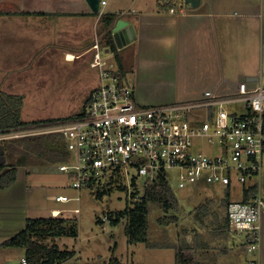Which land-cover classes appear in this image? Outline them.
Segmentation results:
<instances>
[{
  "label": "built area",
  "instance_id": "1",
  "mask_svg": "<svg viewBox=\"0 0 264 264\" xmlns=\"http://www.w3.org/2000/svg\"><path fill=\"white\" fill-rule=\"evenodd\" d=\"M106 4L101 0V7ZM184 8L174 7L170 12L184 13ZM93 49L90 65L98 71L99 84L80 117L12 130L0 140L60 136L68 157L59 164V172L67 176L72 190L96 192V198L112 187H122L126 201L131 202L143 196L149 182L163 178L170 183L169 169L180 171L179 188L203 179L223 184L228 190L237 185L243 189L256 186L254 197L245 201L242 196L231 202L226 215L230 228L245 235L247 264H262L264 194L256 178L264 164V87L249 88L241 83L234 95L206 91L191 102L143 104L118 66L105 58L114 54L111 49L98 41ZM54 200L80 201V195L74 199L58 195ZM65 211L52 214L56 217ZM74 211L80 214V209ZM21 263L28 264L26 257Z\"/></svg>",
  "mask_w": 264,
  "mask_h": 264
},
{
  "label": "crops",
  "instance_id": "2",
  "mask_svg": "<svg viewBox=\"0 0 264 264\" xmlns=\"http://www.w3.org/2000/svg\"><path fill=\"white\" fill-rule=\"evenodd\" d=\"M105 1L103 13L117 14L118 21L135 30L136 38L122 50L133 48L137 82L149 104L163 102L149 97L165 91L175 103L195 101L206 91L234 95L241 83L264 87V0H201L193 10L184 8V13L163 10L162 0ZM100 20L101 15H95L86 0H0V56L43 53L70 62L90 56L85 64L92 68L93 46L103 42L97 33L102 29ZM73 35L83 38L81 46L65 48L58 43ZM70 55L76 58L68 59ZM141 74L146 76L145 83L139 82ZM161 79L166 89L155 86ZM22 168L23 172L26 167ZM32 188L19 172L13 186L0 190V263L9 250L2 244L22 231L31 217L27 197ZM54 198L48 196L49 201ZM58 210L66 209H51L49 216ZM196 247L195 263L238 264L228 242L222 251L205 250L201 243ZM261 261L264 264V244Z\"/></svg>",
  "mask_w": 264,
  "mask_h": 264
},
{
  "label": "rangeland",
  "instance_id": "3",
  "mask_svg": "<svg viewBox=\"0 0 264 264\" xmlns=\"http://www.w3.org/2000/svg\"><path fill=\"white\" fill-rule=\"evenodd\" d=\"M175 2L178 10L182 7L188 8L184 0ZM109 8L110 6H107V9ZM97 33L104 40L102 29H98ZM58 43L65 48L79 47L83 43V38L76 35L67 36L58 40ZM118 50L119 57L126 65L125 81L134 88L138 102L149 104L148 99L141 96V92L145 89L137 82L133 48ZM34 55L0 56V94L8 93L24 97L22 120L25 122L67 119L82 114L91 92L99 84L98 71L85 64L86 61L91 60L90 56L70 62L59 56H42L43 53L39 56ZM105 58L117 65L114 54L109 53ZM145 77L141 74L139 82L145 83ZM154 84L159 89H166L163 79L157 80ZM165 92L151 95L149 100H163L154 104L173 103L171 96ZM234 109V106L229 108L230 111ZM201 147L207 149L206 144H202ZM58 166L59 164L33 160L25 168L27 172L25 170L22 172L23 168H20L19 172L20 178L27 179L29 186L33 187L27 197L29 216L46 217L50 215L51 209H66L62 213L63 216L78 220L77 238L57 239L61 249L66 248L76 252L74 258L62 264H107L113 257L118 258L123 264H176V251L173 246L187 243L197 249L196 246L201 243L205 246V250L222 251L227 242L230 247H234L236 262L247 264L249 256L246 250H243L246 243L245 235L235 229H227L225 225L227 207L224 199L231 192V202L241 200L243 196L241 186L237 185L232 190H228L223 184H209L203 179L196 184L179 188L180 171L169 169L170 184L180 204L179 211L170 212L169 216L176 214L179 220L171 225H162L159 218L166 213L156 204H151L149 239L150 244L156 247H148L143 243L129 244L125 233V222L114 226L108 219L104 220L109 212L121 211L127 207L126 195L122 190L111 192L103 199L96 198V192L88 190L76 192L69 187V179L59 172ZM256 180L264 194V164L261 176ZM51 195L53 197L66 195L73 199L80 195V201L58 203L54 199L48 200V196ZM203 205L208 208L207 214L199 209ZM75 209H80V214H76ZM197 215L200 217L197 218ZM263 230L262 228V245ZM24 257V249L9 248L7 259L0 264H22L21 259Z\"/></svg>",
  "mask_w": 264,
  "mask_h": 264
},
{
  "label": "trees",
  "instance_id": "4",
  "mask_svg": "<svg viewBox=\"0 0 264 264\" xmlns=\"http://www.w3.org/2000/svg\"><path fill=\"white\" fill-rule=\"evenodd\" d=\"M162 9L170 11L174 8L176 0H162ZM99 15L100 13H94ZM119 16L117 14L103 13L101 15L102 32L104 33L103 46H107L115 54V59L122 77H126L127 70L119 57L118 47L113 36V29L116 26ZM88 102V100H87ZM86 102V104H87ZM24 97L20 95L2 93L0 94V135L12 130L22 129L39 123L54 121H31L22 120V109ZM82 114L74 117H80ZM74 118H67L70 120ZM62 120V119H59ZM0 150L4 151L6 163L0 164V190H6L13 186L22 167H27L33 160L46 161L49 164H60L67 160L65 141L58 135H40L18 138L13 140H0ZM116 190H123L122 187H112L110 190L99 194L107 195ZM258 188L249 186L243 189L245 201L254 197ZM231 203L230 193L224 199L228 208ZM156 204L166 215L159 218L162 225L177 223L178 215L169 216L170 212H178L180 209L179 200L169 181L159 178L155 182L145 185L143 196L127 201V207L121 211H111L107 219L114 226L125 222V233L129 244L143 243L148 247H156L150 244L149 239V214L150 205ZM199 209L207 214L208 208L203 205ZM199 214V213H198ZM200 216L197 215V218ZM103 222V221H102ZM226 227L230 228L227 215L225 217ZM231 230V228H230ZM227 231H224L226 233ZM79 236L77 218L59 216L29 217L26 220L25 228L18 234L2 244L4 248L24 249L28 264H62L76 256L74 250L61 249L57 239L62 237L77 238ZM176 251V264H198L195 263V247L184 243L181 246H173ZM107 264H123L118 258L113 257Z\"/></svg>",
  "mask_w": 264,
  "mask_h": 264
},
{
  "label": "water",
  "instance_id": "5",
  "mask_svg": "<svg viewBox=\"0 0 264 264\" xmlns=\"http://www.w3.org/2000/svg\"><path fill=\"white\" fill-rule=\"evenodd\" d=\"M90 6L92 12L99 13L101 7V0H86ZM186 4L191 8H197L200 5L201 0H185ZM113 36L117 47L122 49L127 43H130L136 38L135 30L128 23L119 20L113 29ZM6 163V156L4 151L0 150V164Z\"/></svg>",
  "mask_w": 264,
  "mask_h": 264
},
{
  "label": "bare ground",
  "instance_id": "6",
  "mask_svg": "<svg viewBox=\"0 0 264 264\" xmlns=\"http://www.w3.org/2000/svg\"><path fill=\"white\" fill-rule=\"evenodd\" d=\"M74 56H72V55H70V56H68V59H71V60H74Z\"/></svg>",
  "mask_w": 264,
  "mask_h": 264
}]
</instances>
